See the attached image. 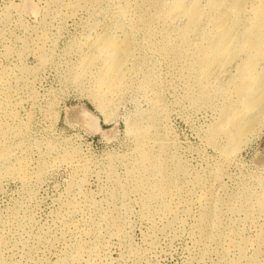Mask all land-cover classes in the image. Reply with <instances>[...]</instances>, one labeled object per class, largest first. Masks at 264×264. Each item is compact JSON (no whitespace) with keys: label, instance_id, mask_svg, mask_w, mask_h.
I'll return each mask as SVG.
<instances>
[{"label":"rangeland","instance_id":"rangeland-1","mask_svg":"<svg viewBox=\"0 0 264 264\" xmlns=\"http://www.w3.org/2000/svg\"><path fill=\"white\" fill-rule=\"evenodd\" d=\"M204 1L181 39L172 0H0V264H264V116L225 156L248 55L200 61L264 0ZM103 35L130 42L114 87Z\"/></svg>","mask_w":264,"mask_h":264},{"label":"bare ground","instance_id":"bare-ground-1","mask_svg":"<svg viewBox=\"0 0 264 264\" xmlns=\"http://www.w3.org/2000/svg\"><path fill=\"white\" fill-rule=\"evenodd\" d=\"M123 1L127 2L129 0ZM202 1L204 0H172L171 4L165 9L164 16L170 20L185 15L189 16V22L184 30L180 32L181 39L187 37L201 20L203 15L202 5H205L202 4ZM262 4L256 11L261 16V19L256 31L248 35V41L239 44L231 39L230 28L234 22H229L228 17L221 14L216 37L209 39L201 48L200 61L202 62L204 73L216 60L232 59L237 53L248 55L239 70L241 84L234 92L240 99V104L233 111L231 119L226 123L229 126L227 134L230 137V147L226 150V157H229L232 150H237L240 147L243 137L251 130L245 123H255L264 116V71L259 72V69H257L258 61L264 60V2ZM208 6L211 10L216 11L220 9L221 5L219 0H208ZM121 34L123 36V32ZM128 40L123 37L114 38L108 35L98 38L100 54L107 56L109 60L108 75L112 79L111 84L113 87L121 82L120 74L130 50V42ZM165 49L168 50L169 46H165ZM241 97L244 99L241 100ZM81 113L86 120L98 127V121L90 111L84 109ZM220 128H217L216 131L220 130Z\"/></svg>","mask_w":264,"mask_h":264}]
</instances>
